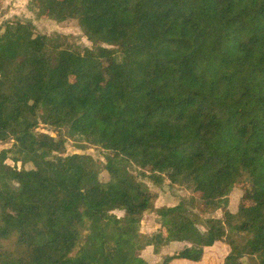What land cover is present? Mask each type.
I'll return each instance as SVG.
<instances>
[{"label": "trees", "instance_id": "trees-1", "mask_svg": "<svg viewBox=\"0 0 264 264\" xmlns=\"http://www.w3.org/2000/svg\"><path fill=\"white\" fill-rule=\"evenodd\" d=\"M28 11L76 21L91 51L42 38L30 21L0 27V119L12 110L0 143L20 163L17 187L0 169V264H101L112 238L122 264H145L138 225L155 196L139 178L182 179L191 194L169 219L188 224L181 240L193 248L157 264H264V0H32ZM38 57L49 61L44 79ZM107 58L112 89L102 92ZM107 134L137 178L66 156L67 143L100 149ZM247 186L262 201L235 203ZM115 211L125 216L110 223ZM196 211L204 233L186 216Z\"/></svg>", "mask_w": 264, "mask_h": 264}, {"label": "rangeland", "instance_id": "rangeland-1", "mask_svg": "<svg viewBox=\"0 0 264 264\" xmlns=\"http://www.w3.org/2000/svg\"><path fill=\"white\" fill-rule=\"evenodd\" d=\"M31 1L32 0H2L0 9V27L6 23L12 25L16 21H30L31 25L38 31L42 38L55 34L61 35L66 38L69 44L79 46L84 50L85 55H89L91 51V44L83 37L76 21L71 20L64 23H57L52 20L37 18L28 11V5ZM102 62L105 81L101 87V91L108 92L112 89L113 73L111 68L113 60L111 58H107ZM32 65L35 67V74L37 78H46L50 66L47 59L44 57L35 58L32 61ZM68 70L69 75L72 76L75 74V61L69 62ZM11 119L12 110L0 119V128L4 130L8 129ZM39 133H47V130L40 128ZM107 140L108 144L100 149L78 150L71 143H67L65 146V154L66 156H72L75 154L90 156L104 165L112 161V174L115 180L137 178L138 170L131 168L123 162L113 158L115 154L109 149V145L113 142L112 134H107ZM12 144L13 143L10 141L0 143V169L4 170V166H8L10 168L8 179L12 186L17 187L16 178L19 172L20 163L6 160L2 156V152L8 150ZM145 174H149V171H146ZM156 177L163 180L165 173L159 171ZM139 181L147 187L148 191L152 193V195L155 196L154 202L149 206V213L140 220L138 225L141 240L145 244L148 243V246L142 251L141 260L145 264H157L163 259L166 260L172 256L178 255L185 249L193 248L181 240V233L187 228L188 224L178 220V223L173 225V221L169 219V212L171 210H174L175 213L182 212L183 208H181L179 204L191 196L187 189L188 186L184 183V181L182 179L170 181L166 180L162 184L158 181L153 182L146 178H139ZM235 192L234 197H232L235 203L241 205L242 202V205L245 207L253 206L263 199L258 189L255 190L248 186L246 188L241 187V189H237ZM78 197H80V195L78 193L75 194V199H78ZM124 216L125 214L123 212L115 211L108 214V219L110 223H114L123 219ZM186 216L189 218L190 224H193L199 232H206L203 224V218H201L198 211L186 213ZM210 218L222 219L223 213L222 211H219ZM173 227L174 229L169 232V228ZM231 238H234L235 241L241 244L245 241V237L242 234L232 235ZM115 239L116 238H112L105 242V249L108 258L102 260L101 264H122L120 252L115 246ZM153 247H158L159 256L154 254ZM187 263L188 262L186 261H181L174 264Z\"/></svg>", "mask_w": 264, "mask_h": 264}, {"label": "crops", "instance_id": "crops-1", "mask_svg": "<svg viewBox=\"0 0 264 264\" xmlns=\"http://www.w3.org/2000/svg\"><path fill=\"white\" fill-rule=\"evenodd\" d=\"M157 256H159V255H157Z\"/></svg>", "mask_w": 264, "mask_h": 264}]
</instances>
